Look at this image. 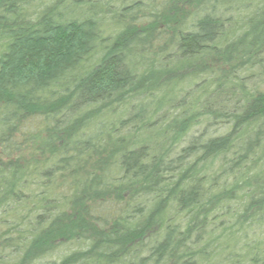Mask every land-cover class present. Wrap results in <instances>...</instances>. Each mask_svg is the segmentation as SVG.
I'll return each instance as SVG.
<instances>
[{"label": "trees", "instance_id": "1", "mask_svg": "<svg viewBox=\"0 0 264 264\" xmlns=\"http://www.w3.org/2000/svg\"><path fill=\"white\" fill-rule=\"evenodd\" d=\"M0 264H264V0H0Z\"/></svg>", "mask_w": 264, "mask_h": 264}, {"label": "rangeland", "instance_id": "2", "mask_svg": "<svg viewBox=\"0 0 264 264\" xmlns=\"http://www.w3.org/2000/svg\"><path fill=\"white\" fill-rule=\"evenodd\" d=\"M224 15H225V16H228V13H225ZM257 70H258V71H261V70H259V68H257ZM257 70H256V71H257Z\"/></svg>", "mask_w": 264, "mask_h": 264}]
</instances>
